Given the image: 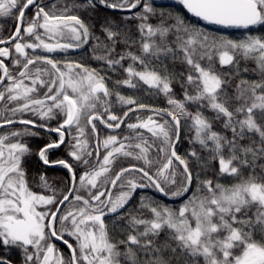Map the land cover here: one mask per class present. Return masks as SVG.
I'll return each instance as SVG.
<instances>
[{"label":"snow or ice","instance_id":"snow-or-ice-1","mask_svg":"<svg viewBox=\"0 0 264 264\" xmlns=\"http://www.w3.org/2000/svg\"><path fill=\"white\" fill-rule=\"evenodd\" d=\"M173 3L0 0V264H264V0Z\"/></svg>","mask_w":264,"mask_h":264},{"label":"trees","instance_id":"trees-1","mask_svg":"<svg viewBox=\"0 0 264 264\" xmlns=\"http://www.w3.org/2000/svg\"><path fill=\"white\" fill-rule=\"evenodd\" d=\"M163 4L165 5V6H173V7H179L178 5H175L173 2H168V1H164L163 2ZM113 10H107V12H109V13H111ZM132 11H135V10H132ZM230 32L232 31V30H229ZM233 34H235L234 32H233ZM89 63H91L93 66H96V61H89ZM250 66H252V67H254L255 65L254 64H252L251 62H250ZM176 91H177V93H179V87L177 86V88H176ZM150 102H153V103H157V104H159L160 106H167L166 105V100H164L162 97H156V98H151L150 99ZM124 126L122 125V128H123ZM117 131H119V130H117ZM142 131H146V130H142ZM150 135V134H149ZM188 146V141L185 139V140H183V142L182 143H180V144H178V149H179V151H181V152H183L184 151V149L186 148ZM63 147V146H62ZM57 154H63L62 153V149L61 150H57ZM40 166V165H39ZM37 166H36V164L34 163V168H36ZM45 168H47V167H45ZM47 174H48V176L50 177V178H52V182H57L56 181V178L57 177H60V176H63V175H65L66 174V170H57V169H52V168H47ZM37 190H42V189H37ZM140 190H138V192H139ZM144 191H149V192H151V190H144ZM151 194H153V195H155V196H157L158 198H160V199H163L160 195H158V194H156V193H151ZM164 200V199H163ZM166 203H170V204H172V203H178V201H166V200H164ZM131 203H133V204H138V197L137 198H134V200L131 202ZM61 247H64L65 249H66V246H64V245H62V243H61Z\"/></svg>","mask_w":264,"mask_h":264},{"label":"flooded vegetation","instance_id":"flooded-vegetation-1","mask_svg":"<svg viewBox=\"0 0 264 264\" xmlns=\"http://www.w3.org/2000/svg\"><path fill=\"white\" fill-rule=\"evenodd\" d=\"M8 27H10V25L8 26ZM101 128H103V126H101ZM107 131H110V130H107ZM38 159V158H37ZM37 167H39V165H36ZM44 167H47L48 168V166H44ZM52 169H57V170H64V169H62L60 166H53V167H51ZM156 194H158L159 195V193H156Z\"/></svg>","mask_w":264,"mask_h":264},{"label":"water","instance_id":"water-1","mask_svg":"<svg viewBox=\"0 0 264 264\" xmlns=\"http://www.w3.org/2000/svg\"><path fill=\"white\" fill-rule=\"evenodd\" d=\"M186 11V10H185ZM188 15H190V14H188ZM160 196H161V194H159ZM162 197V196H161ZM164 200H166V201H173V200H169L168 198H165V197H162Z\"/></svg>","mask_w":264,"mask_h":264},{"label":"rangeland","instance_id":"rangeland-1","mask_svg":"<svg viewBox=\"0 0 264 264\" xmlns=\"http://www.w3.org/2000/svg\"><path fill=\"white\" fill-rule=\"evenodd\" d=\"M164 1H168V2H170V1H171V2H173V0H162V2H164Z\"/></svg>","mask_w":264,"mask_h":264}]
</instances>
